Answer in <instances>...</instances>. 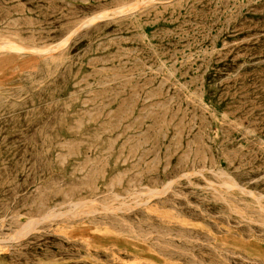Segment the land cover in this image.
<instances>
[{
	"label": "rangeland",
	"instance_id": "obj_1",
	"mask_svg": "<svg viewBox=\"0 0 264 264\" xmlns=\"http://www.w3.org/2000/svg\"><path fill=\"white\" fill-rule=\"evenodd\" d=\"M7 42L0 264H264V0H0Z\"/></svg>",
	"mask_w": 264,
	"mask_h": 264
},
{
	"label": "bare ground",
	"instance_id": "obj_2",
	"mask_svg": "<svg viewBox=\"0 0 264 264\" xmlns=\"http://www.w3.org/2000/svg\"><path fill=\"white\" fill-rule=\"evenodd\" d=\"M93 20V19H92ZM90 20V21H92ZM1 47H9V48H16V45H13L11 42H7L5 44L0 43ZM45 50V49H44ZM51 50V49H50ZM112 207V206H111ZM113 210V207H112ZM72 215V214H71ZM139 227V226H138Z\"/></svg>",
	"mask_w": 264,
	"mask_h": 264
}]
</instances>
